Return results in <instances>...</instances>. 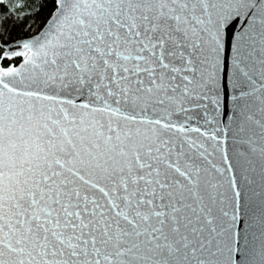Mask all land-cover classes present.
Wrapping results in <instances>:
<instances>
[{
    "label": "snow or ice",
    "instance_id": "obj_1",
    "mask_svg": "<svg viewBox=\"0 0 264 264\" xmlns=\"http://www.w3.org/2000/svg\"><path fill=\"white\" fill-rule=\"evenodd\" d=\"M0 264H264V0H0Z\"/></svg>",
    "mask_w": 264,
    "mask_h": 264
},
{
    "label": "trees",
    "instance_id": "obj_2",
    "mask_svg": "<svg viewBox=\"0 0 264 264\" xmlns=\"http://www.w3.org/2000/svg\"><path fill=\"white\" fill-rule=\"evenodd\" d=\"M17 22L13 19V20H11L10 22H9V28L10 29H12L13 28V26L16 24ZM19 23H23V22H19ZM12 36H13V38L14 39H19V38H21L22 36H23V32H17V31H13L12 32Z\"/></svg>",
    "mask_w": 264,
    "mask_h": 264
}]
</instances>
